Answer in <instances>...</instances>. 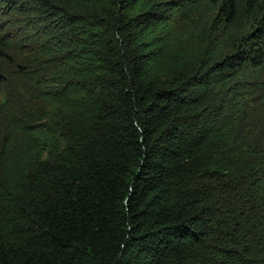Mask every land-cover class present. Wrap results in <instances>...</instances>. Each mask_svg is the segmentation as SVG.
Returning <instances> with one entry per match:
<instances>
[{"label":"trees","instance_id":"1","mask_svg":"<svg viewBox=\"0 0 264 264\" xmlns=\"http://www.w3.org/2000/svg\"><path fill=\"white\" fill-rule=\"evenodd\" d=\"M0 264H264V0H0Z\"/></svg>","mask_w":264,"mask_h":264}]
</instances>
